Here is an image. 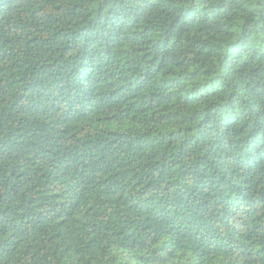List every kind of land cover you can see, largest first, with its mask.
<instances>
[{
    "label": "trees",
    "instance_id": "1",
    "mask_svg": "<svg viewBox=\"0 0 264 264\" xmlns=\"http://www.w3.org/2000/svg\"><path fill=\"white\" fill-rule=\"evenodd\" d=\"M0 264H264V0H0Z\"/></svg>",
    "mask_w": 264,
    "mask_h": 264
}]
</instances>
